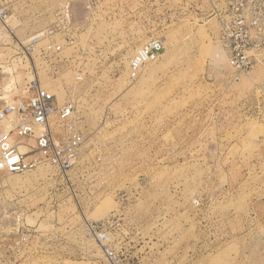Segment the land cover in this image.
Masks as SVG:
<instances>
[{"label": "rangeland", "instance_id": "rangeland-1", "mask_svg": "<svg viewBox=\"0 0 264 264\" xmlns=\"http://www.w3.org/2000/svg\"><path fill=\"white\" fill-rule=\"evenodd\" d=\"M222 1L7 0L0 110L39 81L74 106L55 139L83 145L67 174L0 172V264H264V54L228 56Z\"/></svg>", "mask_w": 264, "mask_h": 264}, {"label": "built area", "instance_id": "built-area-1", "mask_svg": "<svg viewBox=\"0 0 264 264\" xmlns=\"http://www.w3.org/2000/svg\"><path fill=\"white\" fill-rule=\"evenodd\" d=\"M222 3L223 9L213 17L216 22L214 36L231 59H248L246 67L252 66L248 56L264 54V0H223ZM10 18L7 0H0V31L9 30ZM38 45V39L30 40L27 51L32 52ZM163 49L160 40H151L139 48L130 60L129 80L135 82L148 63L158 60ZM49 50L58 53L61 47ZM73 113L71 103L60 105L39 81H31L20 98L6 103L0 110V125L6 122L12 127L10 131H0V172L20 175L50 166L67 174L81 155L83 137L74 132L64 141H58L53 135L52 124L55 116L59 124H67ZM30 141L34 146L27 144L24 148L30 149L29 152H21L19 146ZM96 240L103 246L107 244L102 235H96ZM105 254L113 259L111 250L106 249Z\"/></svg>", "mask_w": 264, "mask_h": 264}, {"label": "bare ground", "instance_id": "bare-ground-1", "mask_svg": "<svg viewBox=\"0 0 264 264\" xmlns=\"http://www.w3.org/2000/svg\"><path fill=\"white\" fill-rule=\"evenodd\" d=\"M200 36H201V35H200ZM203 36H204V35H203ZM202 38L204 39L205 37H202ZM203 43H204V45H205V46L203 45V48H205V49L203 50V54H204V53H207L208 49H210V46H211L210 44H211V42L209 41V45H206V44H205V41H203ZM201 50H202V49H201ZM215 50H216V49H215ZM215 52H216V51H214V50L212 51V50H211V51H209L208 54H210V55H212V56H213V54H214V57L216 58V56H215ZM208 54H207V55H208ZM216 59H217V58H216ZM22 148H24V147H22ZM19 149H20V147H19ZM24 149H25V148H24Z\"/></svg>", "mask_w": 264, "mask_h": 264}]
</instances>
